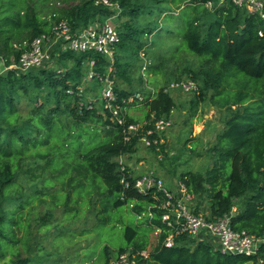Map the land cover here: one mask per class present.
<instances>
[{
    "label": "trees",
    "instance_id": "1",
    "mask_svg": "<svg viewBox=\"0 0 264 264\" xmlns=\"http://www.w3.org/2000/svg\"><path fill=\"white\" fill-rule=\"evenodd\" d=\"M76 1L0 0L4 69L18 65L31 42L56 25L67 22L78 32L114 14L96 7L94 0ZM61 2L67 7L59 8ZM208 2L213 3L211 10L206 8ZM120 7L125 20L117 27L121 42L113 68L121 78L141 53L160 52L163 40L174 39L178 51L186 46L198 63L187 60L178 70L180 78H169L156 94L145 93L144 102L127 105L125 127L79 91L102 85L84 82L89 58L95 60L96 72H108L110 62L102 55L66 52L53 55L58 68L48 64L27 72L14 68L0 72V264H38L37 259L49 258L40 247L33 253V222L38 221L41 232L56 209L62 208L66 215L75 208L81 212L83 203L92 201L99 178L106 185L103 197H116L112 207L129 204L156 236L152 245L150 236L127 227L128 246L116 252L106 247L104 264L124 252H131L141 264H264V244L251 257L223 254L214 240L203 237L182 235L175 238L174 247H166L174 231L162 220V194L139 192L132 169L120 162L136 153L150 127L143 126L136 134L127 133V128L171 118L176 102L164 87L186 75L199 87L190 101L192 118L205 104L225 110L228 116L209 149L214 165L205 174L184 173L179 182L194 198L207 195L210 219L232 215L233 230L264 238V20L221 0H121ZM115 90L120 104L134 94L118 85ZM137 105L144 110L140 123L127 111ZM124 178L129 187L122 184ZM79 189L82 193L76 194ZM143 251L148 258H140Z\"/></svg>",
    "mask_w": 264,
    "mask_h": 264
},
{
    "label": "rangeland",
    "instance_id": "2",
    "mask_svg": "<svg viewBox=\"0 0 264 264\" xmlns=\"http://www.w3.org/2000/svg\"><path fill=\"white\" fill-rule=\"evenodd\" d=\"M85 1L88 0H77L76 4ZM120 1L116 0L119 7ZM57 6L67 7L62 2L57 3ZM116 12L119 15L114 17ZM113 13L109 19H112V23L119 27L125 20L120 16L121 7L113 10ZM161 44L163 47L160 52L155 49L152 53L146 54L149 62L147 71H142L143 60L140 56L139 61L134 60V63L131 62L133 66L127 68L126 78H121L114 71L115 84L121 89H131L134 93L145 95L166 85L171 77L180 78L178 70L186 65L187 60L198 63V59L186 51V46H184L185 51H178V43L174 39L163 40ZM169 48L173 50L169 51ZM56 64V60H53L48 66L58 68ZM65 66L72 67V64L66 63ZM90 68L89 65L85 67L87 71ZM6 70L3 63H0V72ZM181 79L186 80L188 77L185 75ZM141 82H144L142 86ZM102 89L103 85L95 89L89 85L84 91L85 100L102 108ZM171 95L176 102V108L171 116L174 125L164 135V153L152 149L145 150V146L140 142L136 153L131 158L123 157V160L127 163L131 159L136 175L154 172L165 181L171 191L175 192L182 174L187 172L205 174L214 165V157L209 149L215 145L217 136L223 132L228 113L205 104L198 108L195 117L192 118L190 101L193 96L180 92H172ZM142 108L141 105H137L127 111L140 123L144 118ZM138 162H143V165L138 166ZM97 183V187L92 191L94 195L91 198L92 201L88 204L86 200L80 208L81 212L75 208L66 215L62 208H58L54 211L49 226L43 228L41 232L37 230L38 221L33 222L35 234L32 241L33 253L40 247L50 255L49 258L37 259L38 264H104L106 247L116 252L128 246L127 227L138 228L142 235L150 236L151 244L154 245L156 236L150 234L146 222L139 220L129 204L118 209L113 208L112 203L116 197H103L106 185L101 178ZM80 192L82 193V189H79L76 194ZM195 202L201 212L209 214L210 204L206 194L196 197ZM237 205L239 208L242 207V200L238 201ZM38 210L40 215L44 213L42 205Z\"/></svg>",
    "mask_w": 264,
    "mask_h": 264
},
{
    "label": "built area",
    "instance_id": "3",
    "mask_svg": "<svg viewBox=\"0 0 264 264\" xmlns=\"http://www.w3.org/2000/svg\"><path fill=\"white\" fill-rule=\"evenodd\" d=\"M223 1H230L236 7L245 10L249 14L258 15L264 20V0H221V2ZM94 5L111 11L120 9L116 0H94ZM206 8L211 10L213 3L208 2ZM118 15L119 13L116 12L114 17ZM111 20L102 21L97 19L88 27L78 32H74L67 22H62L56 25L49 34H42L35 38L30 44L29 51L22 55L19 64L10 66L7 70L14 68L20 72H27L32 69L41 68L53 60V55L60 56L66 52L102 55L110 62L108 72L105 75L96 72L94 69L96 62L94 59L89 58L88 65L91 68L84 82L99 81L103 85V108L112 114L119 125L125 127L124 113L127 105L135 102L142 103L145 101V97L142 93H134L127 100L124 99L122 104L118 101L113 65L116 48L121 42V37L117 27ZM260 35L262 36L263 34L260 33ZM141 58L143 59L142 71L145 72L149 67V62L145 53H141ZM79 89L80 93H84L83 87ZM198 91V84L192 79L175 81L164 87L165 93L180 92L192 95L198 93ZM156 92L157 90L153 91V94H156ZM173 125L174 121L172 118H162L145 125H130L126 132L136 134L143 126H149L150 128L140 142L146 149L155 148L157 152H160L161 146L165 144L164 135ZM120 162L124 163L123 158H121ZM134 178L136 179L134 186L139 192L147 193L148 191L155 190L157 193L162 194V220L174 231L168 236L165 242L166 247H174L175 238L186 235L193 239H202L203 237L214 240L217 243V248L223 254L251 257L256 255L260 246L264 244V238H257L245 231L233 230L231 227L232 215H225L213 220L210 219V215L197 212L193 203L194 196L189 193L185 185L179 183L177 190L173 192L166 186L165 181L154 172H148ZM121 182L126 187H129V182L125 178ZM233 211L236 212V209ZM138 255L140 258H148L147 251H143ZM108 264L141 263L133 258L131 252H124L111 259Z\"/></svg>",
    "mask_w": 264,
    "mask_h": 264
},
{
    "label": "crops",
    "instance_id": "4",
    "mask_svg": "<svg viewBox=\"0 0 264 264\" xmlns=\"http://www.w3.org/2000/svg\"><path fill=\"white\" fill-rule=\"evenodd\" d=\"M172 114H173V113H172ZM164 141H165V140H164ZM144 149L146 150L145 147H144ZM131 157H132V156H130V157H128V158H131ZM123 162H124V160H123ZM124 163H125V162H124ZM125 164H127L128 167L132 169L131 172H132V175H133L134 177H138V176H141V175L145 174V173H143V174L136 175L137 172L135 173V171H134V163L131 161V159H130V162H127V163H125ZM137 165H138V166H141V165H143V162H138ZM179 183H180V182H179ZM179 183H178V184H179ZM177 187H178V186H177ZM193 203H194V205L197 207L196 202H195V198H194ZM208 215H209V214H208Z\"/></svg>",
    "mask_w": 264,
    "mask_h": 264
}]
</instances>
